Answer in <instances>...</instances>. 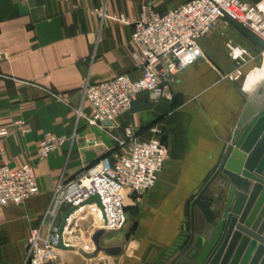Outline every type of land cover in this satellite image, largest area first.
<instances>
[{"label":"crops","instance_id":"1","mask_svg":"<svg viewBox=\"0 0 264 264\" xmlns=\"http://www.w3.org/2000/svg\"><path fill=\"white\" fill-rule=\"evenodd\" d=\"M142 3L0 0V128L9 130L0 137V166L33 164L39 189L37 196L21 205L0 207V264L25 262L26 239L39 227L58 182L72 179L103 157L112 163L113 154L119 152L112 136L124 139L127 131L147 141L152 138L151 127H157L169 151L155 186L138 204L127 202L125 212L135 222L130 225L132 234L124 237V243H101L120 247L118 255L99 252L87 257L80 252L91 240L84 228L78 232L80 247L59 251L61 260L64 264H154L157 253L168 250L183 231L189 202L212 174L244 106V78L261 66L255 67L251 56L256 49L220 19L199 41L203 57L173 77L172 100L140 93L107 131L77 122L74 110L81 106L86 79L98 83L119 75L139 78L131 58L136 51L130 43L133 27L111 17L123 15L133 22ZM231 51L241 56L234 59ZM237 70L241 76L235 80ZM263 84L264 79L257 87ZM83 111L90 112L86 103ZM17 120L24 122L27 133L11 126ZM45 133L67 141L38 160V143ZM212 189L217 195V185ZM202 225L195 211L196 229ZM181 249L164 264H196Z\"/></svg>","mask_w":264,"mask_h":264},{"label":"built area","instance_id":"2","mask_svg":"<svg viewBox=\"0 0 264 264\" xmlns=\"http://www.w3.org/2000/svg\"><path fill=\"white\" fill-rule=\"evenodd\" d=\"M101 15L106 16L104 11ZM225 15L264 40V0H186L163 14L157 13L151 4H144L133 22L123 15L112 16L113 20L133 27L130 43L136 51L131 58L140 76L131 80L119 75L98 83L86 79L81 88V106L74 110L76 121L107 131L110 127L103 123L109 122L112 126L140 93L147 92L154 100H172L173 77L203 57L199 41ZM231 53L234 59L241 56ZM240 76L237 70L234 79ZM48 93L61 101L56 94ZM84 103L89 114L83 111ZM11 126L18 127L22 133L29 131L22 120L12 121ZM8 132L7 128H0V137ZM150 133L152 138L147 141L139 140L128 131L124 139L112 136L119 151L113 154L112 163L103 157L72 179L58 182L39 227L26 239L23 264H64L59 251L79 248L80 245L73 243L79 239L76 233L84 228H88L92 237L100 229L118 232L125 227L127 202H140L155 186L169 156L167 146L160 140L161 131L151 127ZM66 141L65 137L45 133L38 143V160L48 157ZM38 193L33 164L25 163L17 168L0 166V207L21 205ZM93 196L98 197L99 203L85 204ZM72 207L75 210L68 215L59 236L62 218ZM80 214L88 217L87 223L86 217L80 218ZM59 241L63 248H59ZM84 248L80 249L82 254L95 251L92 240Z\"/></svg>","mask_w":264,"mask_h":264},{"label":"water","instance_id":"3","mask_svg":"<svg viewBox=\"0 0 264 264\" xmlns=\"http://www.w3.org/2000/svg\"><path fill=\"white\" fill-rule=\"evenodd\" d=\"M224 19L261 54L263 64L264 40L228 16ZM244 82L241 90L247 96L229 141L222 147L212 174L190 201L183 232L168 250L157 253L154 264L166 263L181 248L185 257L196 264H264V84L260 89L258 83L245 91ZM103 124L111 126L109 122ZM215 185L217 195L212 189ZM91 203H99L98 197L85 202ZM73 210L65 212L59 236ZM195 211L203 221L200 230L195 226ZM104 234L102 229L95 231L91 237L95 251L85 256L121 252L120 247L101 246ZM58 246L63 248L61 241Z\"/></svg>","mask_w":264,"mask_h":264},{"label":"rangeland","instance_id":"4","mask_svg":"<svg viewBox=\"0 0 264 264\" xmlns=\"http://www.w3.org/2000/svg\"><path fill=\"white\" fill-rule=\"evenodd\" d=\"M186 0H143V4H151L155 7V9L157 10V12L159 14H163L165 11L174 8L176 6H178L179 4H181L182 2H184ZM259 0H254V2H258ZM251 56L254 58V65L255 67H260L262 64V56L260 53L257 52V50H253V53L251 54ZM169 152V151H168ZM169 159V156H168ZM167 159V160H168ZM190 203V202H189ZM134 204H138V202H134ZM139 214V213H138ZM126 224H125V228H123L121 231L118 232H105V234L102 236L101 240H100V244L104 243V242H109V243H124V237H128L131 233V227L130 225H132L131 222H133V215L130 212H126ZM85 214H80V218L84 217ZM86 217V216H85ZM88 218V217H86ZM84 220V222H88V220ZM133 224H135V222H133ZM130 227V228H129ZM183 232V231H182ZM80 233H76V235L78 236ZM77 241L74 242L73 244L79 246L80 244V240L76 239ZM133 242L129 243V247L131 246Z\"/></svg>","mask_w":264,"mask_h":264},{"label":"bare ground","instance_id":"5","mask_svg":"<svg viewBox=\"0 0 264 264\" xmlns=\"http://www.w3.org/2000/svg\"><path fill=\"white\" fill-rule=\"evenodd\" d=\"M263 79H264V63L260 68L255 69L250 73H248L244 82L245 91H251Z\"/></svg>","mask_w":264,"mask_h":264}]
</instances>
